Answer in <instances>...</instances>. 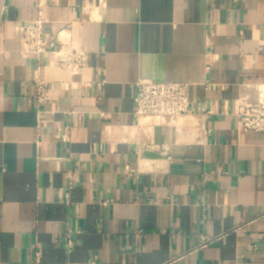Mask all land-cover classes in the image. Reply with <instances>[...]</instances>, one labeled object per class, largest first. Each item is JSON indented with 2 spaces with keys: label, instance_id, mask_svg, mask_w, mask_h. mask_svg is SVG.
I'll return each mask as SVG.
<instances>
[{
  "label": "crops",
  "instance_id": "crops-1",
  "mask_svg": "<svg viewBox=\"0 0 264 264\" xmlns=\"http://www.w3.org/2000/svg\"><path fill=\"white\" fill-rule=\"evenodd\" d=\"M44 1L47 39L88 63L23 57L35 0H0V264H264V133L236 117L264 0ZM140 79L190 83L207 118L140 128Z\"/></svg>",
  "mask_w": 264,
  "mask_h": 264
},
{
  "label": "built area",
  "instance_id": "built-area-1",
  "mask_svg": "<svg viewBox=\"0 0 264 264\" xmlns=\"http://www.w3.org/2000/svg\"><path fill=\"white\" fill-rule=\"evenodd\" d=\"M44 0H35L38 15L32 21H27L20 27V53L23 57H34L40 60L42 54L49 52L52 63L72 75L87 66L88 59L85 52L71 46H57L54 40L45 36V15L43 13ZM57 39L65 41V35H58ZM37 99L45 102L49 98L51 86L39 76L35 80ZM258 95L257 104L249 102V97L239 99L236 113L238 123L248 132L264 133V83L255 85ZM191 85L180 81L158 82L150 79H140L136 83L134 98V114L140 128L153 129L168 125L182 117L189 120L200 119L204 122L208 113H194L190 108Z\"/></svg>",
  "mask_w": 264,
  "mask_h": 264
},
{
  "label": "bare ground",
  "instance_id": "bare-ground-1",
  "mask_svg": "<svg viewBox=\"0 0 264 264\" xmlns=\"http://www.w3.org/2000/svg\"><path fill=\"white\" fill-rule=\"evenodd\" d=\"M179 121V120H178ZM177 123V122H176ZM171 124V123H170ZM172 124H175V122L174 123H172Z\"/></svg>",
  "mask_w": 264,
  "mask_h": 264
}]
</instances>
